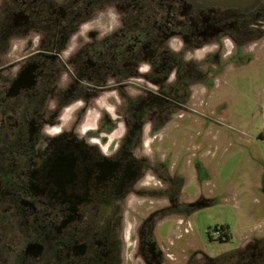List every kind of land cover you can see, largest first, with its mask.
Wrapping results in <instances>:
<instances>
[{
    "label": "flooded vegetation",
    "instance_id": "af4514ba",
    "mask_svg": "<svg viewBox=\"0 0 264 264\" xmlns=\"http://www.w3.org/2000/svg\"><path fill=\"white\" fill-rule=\"evenodd\" d=\"M263 37L264 0H2L0 264H264L260 241L169 260L149 228L181 205L156 128Z\"/></svg>",
    "mask_w": 264,
    "mask_h": 264
},
{
    "label": "rangeland",
    "instance_id": "374dc122",
    "mask_svg": "<svg viewBox=\"0 0 264 264\" xmlns=\"http://www.w3.org/2000/svg\"><path fill=\"white\" fill-rule=\"evenodd\" d=\"M110 16L113 20L114 14ZM171 37L180 45V37ZM259 42L263 45L264 39ZM230 45L228 41L223 54ZM214 46L184 56L189 62L203 59ZM222 71L207 93L202 85L194 87L189 100L193 109L176 110L177 117L154 132V148L166 143L163 151H172L169 162L180 169L175 175L180 207L164 206L149 225L172 260L232 254L251 241L264 245V45L248 61H232ZM151 142L147 137L143 150L150 151ZM222 226L228 228L224 240Z\"/></svg>",
    "mask_w": 264,
    "mask_h": 264
},
{
    "label": "water",
    "instance_id": "95a60500",
    "mask_svg": "<svg viewBox=\"0 0 264 264\" xmlns=\"http://www.w3.org/2000/svg\"><path fill=\"white\" fill-rule=\"evenodd\" d=\"M259 0H212L213 3L251 7Z\"/></svg>",
    "mask_w": 264,
    "mask_h": 264
},
{
    "label": "trees",
    "instance_id": "16d2710c",
    "mask_svg": "<svg viewBox=\"0 0 264 264\" xmlns=\"http://www.w3.org/2000/svg\"><path fill=\"white\" fill-rule=\"evenodd\" d=\"M223 227V226H222ZM224 228V227H223Z\"/></svg>",
    "mask_w": 264,
    "mask_h": 264
}]
</instances>
